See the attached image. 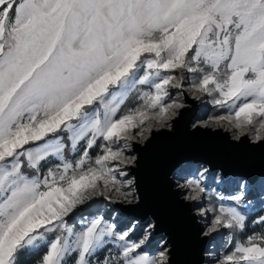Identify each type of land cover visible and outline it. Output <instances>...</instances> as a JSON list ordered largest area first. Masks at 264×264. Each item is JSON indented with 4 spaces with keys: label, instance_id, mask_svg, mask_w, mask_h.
Returning <instances> with one entry per match:
<instances>
[{
    "label": "snow or ice",
    "instance_id": "obj_1",
    "mask_svg": "<svg viewBox=\"0 0 264 264\" xmlns=\"http://www.w3.org/2000/svg\"><path fill=\"white\" fill-rule=\"evenodd\" d=\"M186 118L264 153V0H0V264H176L159 217L125 213ZM170 183L196 264H264V164L181 160Z\"/></svg>",
    "mask_w": 264,
    "mask_h": 264
},
{
    "label": "water",
    "instance_id": "obj_2",
    "mask_svg": "<svg viewBox=\"0 0 264 264\" xmlns=\"http://www.w3.org/2000/svg\"><path fill=\"white\" fill-rule=\"evenodd\" d=\"M187 119L172 134L156 136L139 154L140 163L134 174L142 195V207L127 212L128 215L147 213L159 217L174 244L176 264H196L205 245L197 235V223L170 183L173 166L186 159L211 160L230 171L259 169L264 164V153L260 150L234 146L223 132L220 135L193 134L187 127Z\"/></svg>",
    "mask_w": 264,
    "mask_h": 264
},
{
    "label": "rangeland",
    "instance_id": "obj_3",
    "mask_svg": "<svg viewBox=\"0 0 264 264\" xmlns=\"http://www.w3.org/2000/svg\"><path fill=\"white\" fill-rule=\"evenodd\" d=\"M95 205H96V206H95V209L100 208V209L103 210V211H107L108 208L111 207V206H109V205H105V203H104L102 200L98 201V203L95 204ZM117 211H120V210L117 209ZM125 215H128V214L125 213Z\"/></svg>",
    "mask_w": 264,
    "mask_h": 264
},
{
    "label": "trees",
    "instance_id": "obj_4",
    "mask_svg": "<svg viewBox=\"0 0 264 264\" xmlns=\"http://www.w3.org/2000/svg\"><path fill=\"white\" fill-rule=\"evenodd\" d=\"M95 206L96 205H93L91 209L89 210H86V211H95ZM35 259L36 257H26V264H35Z\"/></svg>",
    "mask_w": 264,
    "mask_h": 264
}]
</instances>
